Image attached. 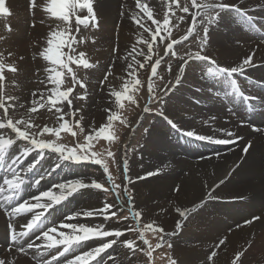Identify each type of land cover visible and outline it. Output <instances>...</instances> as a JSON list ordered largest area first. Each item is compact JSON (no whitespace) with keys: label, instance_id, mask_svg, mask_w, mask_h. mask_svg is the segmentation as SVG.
<instances>
[{"label":"bare ground","instance_id":"1","mask_svg":"<svg viewBox=\"0 0 264 264\" xmlns=\"http://www.w3.org/2000/svg\"><path fill=\"white\" fill-rule=\"evenodd\" d=\"M38 2L46 4L47 0H38ZM236 2L241 8L247 7L252 15L258 17L260 30L249 27L233 15H226L218 25L209 28L207 52L221 66H235L255 52L253 63L256 67H248L244 75L236 76L235 79L246 95L264 100V43L261 42L264 39V10L257 7L258 4H264V0H243L242 3L236 0ZM148 3L161 16L163 15L162 0H148ZM5 7L11 14L0 15V37L3 38L0 39V53L3 54L0 59L6 64L14 63L18 69L16 73L5 71L7 77L5 95L19 97L18 103L30 106L31 101L38 99L41 92L46 96L52 95L49 90L54 86L47 82L49 73L45 69L55 67L60 70L59 66L52 65L50 61H45L38 55L33 59V56L49 46L47 41L51 38V32L57 22L42 8L30 10L29 0H5ZM94 8L99 26L90 27L88 30L81 28L83 35L95 40L94 43L89 40L82 46L86 49L90 62L96 64V67L89 71L90 80L87 88L88 93H96V95L91 97V102L87 106L81 104L84 107L80 106L83 110L78 113V116L84 117L82 123L88 126V131L92 128L99 129L105 122L107 114L104 109L116 108L115 98L110 92L117 90V87L125 82V68L131 57L125 60L126 56L123 55L131 51L142 31L130 18L132 11H139L135 7V0H94ZM84 14L86 13H81ZM30 22L35 23L34 28L29 26ZM148 24H151V21H148ZM143 35L148 38V33ZM172 37L179 39V34L173 32ZM157 42L159 43V37ZM114 48L116 52L113 51ZM66 51V48L61 47L62 57ZM137 58L143 59V57ZM155 58L154 55L153 59ZM179 63L181 62L172 63L171 74L174 78ZM197 63L191 62L185 69L179 85H175L174 79L171 97H168L163 105L164 116L156 117L149 126L144 139V148L134 154L131 162L127 164L129 172L125 180L127 182V178L131 179L128 186L133 190L135 207L142 210L145 221H155L166 231L173 225L168 218L171 209H191L187 219L179 216L182 227L177 229L174 235L176 242L172 254L179 264H204L213 250L217 251L214 264H233L239 252L244 254L238 264H264V103L261 100L253 101L254 110L248 112L239 100L233 102L230 96L225 95L226 85L218 79L206 76L202 68L196 66ZM108 65L112 67V75L104 86H101L100 81L106 74ZM105 67L107 69L102 73ZM141 75L147 80L148 69L142 70ZM43 79L45 83H40L39 80ZM32 92H36L37 96L33 97ZM144 100L145 98L141 101V107L144 105ZM2 111L0 109V113ZM9 112L12 114L11 109ZM23 112L24 109H17V114ZM44 114H33L37 118V123L41 126L46 124L58 127L56 118L50 119L53 118L52 114ZM165 116L185 131L194 130L197 134L230 139L220 131L227 129L237 136H243V139L228 147L196 140L171 128ZM213 116L216 117L214 121L205 123ZM145 118L146 112L141 111L133 119L132 122H139L135 123L134 129L129 128L125 133L124 145L132 140L135 129L142 122L144 124ZM241 122H248L249 125L241 126ZM253 125H258L262 131H254ZM247 143H251L252 147L244 152L243 148ZM35 156V152L31 153L24 164L27 165ZM56 162L55 153L45 152L43 159L28 176L35 179L47 170L55 168ZM60 164L61 167L55 168L51 175H45L39 186L33 187L31 181H28L25 184L27 189L21 193V197L30 198L31 196L26 193L31 194L34 191L50 188L58 192L59 189L54 188L57 183L85 175L83 163L60 161ZM149 172L158 174L149 176ZM98 176L104 178L106 175L102 172V174L98 173ZM98 176L93 179H97ZM91 178L87 176L85 181L90 182ZM221 180L224 181L223 184L220 183ZM177 188L179 191H176ZM210 191L214 198H209ZM105 199L98 190L82 189L68 200L61 201L45 212L43 224L45 227L60 222L102 224L106 229L121 228L127 224L113 220L105 221L97 216H79L65 221V217L73 212L102 207V201ZM5 215V212L0 210V258L14 260L15 264H36L32 259L35 249L27 250L28 255L16 252L15 249L12 252L7 251L9 246L7 224L10 221ZM256 216L261 219L254 220L251 224L246 223ZM30 217L31 214L22 215L12 221L18 232L22 230L21 225L26 222L24 219ZM59 231L71 233V229H59ZM37 234L31 233L24 237L20 242L21 245H26L36 238ZM126 237L129 238V235L126 234ZM56 238L60 237L56 236ZM120 239L123 240L125 237ZM221 239L225 240L224 244L216 247ZM36 243L39 244L41 241L36 240ZM101 243L103 241L100 239H92L79 246L73 245V249L53 264H62V262L66 264L67 260ZM61 249L48 251L44 258L50 259ZM109 253L117 257L121 264H131L135 260L134 257H129V250L123 245H114L113 248L102 253L101 257H97V260L102 258V264H113L108 258ZM91 264H96V261H91Z\"/></svg>","mask_w":264,"mask_h":264},{"label":"snow or ice","instance_id":"2","mask_svg":"<svg viewBox=\"0 0 264 264\" xmlns=\"http://www.w3.org/2000/svg\"><path fill=\"white\" fill-rule=\"evenodd\" d=\"M240 2L242 3L243 0H240ZM135 7L139 11H132L130 18L142 31L138 35L136 44L132 46L128 56L124 57L125 60L131 57V61L125 68L124 79L126 82L122 90H112L110 92V95L115 98L114 102L117 107L115 109H104L107 114L105 122L99 129L92 128L91 131H88V126L82 124L84 117L82 115L78 116V113L83 109L77 108L73 111L72 104L75 99L86 101L88 98L87 84L78 77L77 70L80 68L92 69L96 67L95 63L90 62L86 49L82 48L89 40L93 43L95 40L92 37L83 35L81 32V26L85 30H88L90 27L99 26L94 8V0H47L46 4H42L38 0H29L30 10L34 11L42 8L43 11L48 13L57 22L51 32V38L47 41L49 46L34 54L33 59L38 55L43 60L50 61L52 65L59 66L60 70H57L55 67L45 69L49 73L47 82L54 86L49 90L52 95L46 96L44 92H41L38 99H33L30 106H26L25 103H18L19 97L5 95L7 80L5 71L16 73L18 69L14 63L6 64L0 59V109L3 110L0 113V172L10 174L0 177V210L5 212L10 221L8 225V237L10 241L7 249L8 252H12L15 249L16 252L28 255V249H35V252L32 253V259L36 261V264H53L54 261H58L60 256H64L65 253L73 249V245L79 246L85 241L100 239L103 243L99 246L76 255L73 259L67 260L66 264H91V261H96V264H102V258L101 260H97V257H101L102 253L113 248L114 245H123L132 256L142 253L146 257L145 264H155L153 254L157 249L164 248L165 246L171 249L173 245L167 238L174 236L176 231H165L155 221H145L142 223L144 220L143 212L135 207L133 192L128 186L131 183V179L127 178V182L116 183L107 163L108 158H111L113 163H115V153L110 148H107L103 153L93 151L94 145L92 141L102 137L110 145L113 142H118L120 139L119 126L134 129L135 123L139 121L131 123L128 121L121 111L124 109V103L121 101L127 99L128 103L134 108H140L142 112L147 113L152 111L149 105L160 103L163 100V97L172 90L168 85H172L173 81L168 80L160 88H155V80L164 81V76L158 71L162 63L166 65L165 70L168 73L172 72L173 59H178L181 62L177 65V74L174 78L175 85L180 84L182 74L189 67L190 63L198 62L196 66L201 67L206 76L218 79L223 85H226L225 95L230 96L233 102L239 100L250 110H254L255 106L251 102L261 100L260 97L246 95L240 89L238 81L235 79L236 76L244 75L248 67H256V64L253 63L255 52L242 59L235 66H221L207 52L209 28L218 25L224 16L233 15L248 24L249 27H255L251 23L247 7L241 8L236 0H184L183 3H181V0H162V7L164 9L162 16L153 7L149 6L148 0H135ZM257 7L264 10V4H258ZM0 12L4 15L11 14L10 10L5 7V0H0ZM177 12L184 15H177ZM81 13L86 14L81 15ZM121 15H124V13H121ZM186 20H188V24L184 35L180 36L179 39L173 38L172 29L179 28L180 24ZM148 21H151V24H148ZM173 21L175 22L173 23ZM41 22L43 23V21ZM169 25L171 27H168ZM34 26L35 23L33 22ZM8 30H11L10 25L8 26ZM143 33H148V38H145ZM157 37H159V43L157 42ZM190 37L198 43V50H189L181 54L175 46H183V42L189 41ZM0 39L3 38L0 37ZM261 42L264 43V39ZM140 45L143 47H138ZM61 47L67 49L63 57L60 53ZM161 49L163 50L162 52ZM113 51L115 52L116 49L114 48ZM2 55L0 53V56ZM154 55L155 59H153ZM137 57H143V59H138ZM146 68L148 69L147 80L142 81L140 73ZM65 75L69 78L70 86L62 90V85L64 84L62 77ZM110 75H112L111 65L100 81L101 86L108 81ZM40 83H45V81L41 80ZM145 83L147 84L146 99L144 100L143 107H141L140 100L136 98L135 93H132V89H135V92L138 93ZM77 86L83 89V92H77V95L70 99L71 93L76 90ZM126 94L128 95L126 96ZM32 96L36 97L37 93L32 92ZM41 101L44 102L42 103ZM48 101L51 103H48ZM261 102L264 103V100H261ZM41 108H47L49 112L55 109L54 114L58 127H49L46 124L41 126L40 123H37V118L33 114L37 113ZM10 109L12 110V114L9 112ZM17 109H24V112L17 114ZM158 114L164 116L163 110H158ZM66 117H71V119H66ZM165 119L171 128L196 140L209 141L216 144H234L242 139V137L227 129H221L220 131L224 133L225 137H230V139H218L213 136L201 135L197 134L194 130L185 131L173 120L168 119L166 116ZM215 119L216 117L214 116L210 117L205 123H209ZM143 130L145 133L149 131L147 127ZM254 131L261 132L262 130L256 128ZM61 132L69 133L73 138L83 135L84 142L74 139L73 145L69 147L59 142ZM45 133L55 136L56 140L41 139L40 137H43ZM18 141H23V146ZM251 147V143H247L243 151L247 152ZM33 152L36 153V156L25 165L24 161ZM45 152L56 154L57 162L55 168L61 167L60 161L74 164L91 163L99 165L106 175V181L98 182L96 179H91L90 182H86L84 177H77L54 185L55 189H59L58 192L50 188L39 191L38 194L30 198H22L21 193L25 191V184L28 181H31V186L33 187L39 186L45 175H51L55 171V168H51L35 179L28 176L36 168L40 160L43 159ZM123 165L124 172L126 173V159ZM156 174L158 173H148L149 176ZM140 178L143 179L144 177ZM220 183L223 184L224 181L221 180ZM82 189H95L106 195L110 194L114 197V200L110 203L105 199L102 201V207L73 212L65 217V221L73 220L79 216H97L102 217L105 221L115 218V221L118 223L131 222L121 228L111 229H106L102 224L86 225L66 222L45 227L42 221L45 212L54 205L61 203V201L68 200L74 193L80 192ZM176 191H179V189L177 188ZM208 195L209 198H214L211 191ZM37 209L43 211H36ZM125 211L128 214L121 215ZM176 211L180 217L187 219L191 209L182 210L176 208ZM28 214H31L30 219L21 225L22 230L18 232L12 221L19 216H26ZM260 219L261 217L256 216L246 221V223L251 224L254 220ZM181 227L182 222L178 220L175 228L180 229ZM59 229H71V233L59 231ZM149 232L157 241L155 245L146 236V233ZM29 233L38 234L35 240H30L26 245L22 246L21 240L28 236ZM127 233H135L136 236L133 239H129L126 237ZM53 234H56L60 238L57 239ZM121 237H125V239L121 240ZM36 240H40L41 243H36ZM224 242L225 240L221 239L216 247L224 244ZM61 245H63L62 251L52 255L51 259L44 258L49 250ZM243 254V252L237 253L233 264H238ZM164 255V253H161L160 258L163 259ZM216 256L217 251H211L207 257V261L214 264ZM108 258L112 260L113 264H121L119 259L112 256L111 253H109ZM0 264H15V261L0 258ZM168 264H178V262L176 259L169 257Z\"/></svg>","mask_w":264,"mask_h":264},{"label":"rangeland","instance_id":"3","mask_svg":"<svg viewBox=\"0 0 264 264\" xmlns=\"http://www.w3.org/2000/svg\"><path fill=\"white\" fill-rule=\"evenodd\" d=\"M183 2H184V0H181V3H183ZM177 15H184V14L180 13V12H177ZM174 22L175 21H173V23ZM32 23L33 22H30L29 26L31 28H34ZM187 24H188V20H186L185 22L181 23L179 28H173L172 29V34H173V32H175L176 34H179V37L184 35V32L186 31V28H187ZM168 27H171V25H169ZM190 41L192 42V39L189 40V41H184L183 42V46L182 45H180V46L177 45L176 46V48L179 50V52L181 54H183L184 52H187L189 50L192 51V49L194 51H196L198 49V43L196 41H193L190 44L191 48L187 47L188 44L190 43ZM123 56H128V53L123 55ZM166 59H167V57H166ZM177 61H179V60L178 59H173L172 63H175ZM163 64L164 63L161 64V67H160V69L158 71L160 72L161 75L164 76V81L155 80V85L154 86H155V88H160L166 81L172 80L173 84L172 85H168V87L173 89L174 88V76H173V74L168 73L165 70L166 65L165 64L163 65ZM108 66H110V65H108ZM106 69H107V67H105L102 70V73H104L106 71ZM77 75L82 81H84L87 84V88H88V85H89L88 81L90 80V79H88L89 71L86 70V69L80 68V69L77 70ZM62 79H63V77H62ZM140 79L142 81H146V80L143 79V75L140 76ZM125 82L121 83L120 86L117 87V90H122L123 85H124ZM69 86H70L69 78H68L67 75H65L64 84L62 85V90H63V88H67ZM103 86H104V84H103ZM77 88H78V90H75L74 92H72L73 94L71 93V97L70 98L75 97L77 95V92H83V89H80L79 86H77ZM146 88H147V84L145 83L144 87L138 93L135 92V89H132V93H135L136 98L140 100V103H141L143 98L146 99V95H145ZM171 91H169L167 93V95H165L163 97V100H161L160 103H153L152 105H149V107L152 108V111L146 113V118L144 119L145 120L144 124L142 122L135 129V131L133 133L132 140L128 144L124 145L125 142L123 143V140H124V137H125L124 135H125V133H127L129 128L128 127H123V126H119L120 139H119L118 142H113L112 144L109 145L102 137L99 138L98 140L92 141V144L94 145V147L92 149L93 151H97V152L103 153V152H105V150L107 148H110L111 151H113L115 153V163H113L111 158L107 159V163H108V166H109V170H110L113 178L115 179L116 183H122L124 181L126 182L125 178L127 176V173L129 172V166H127V172L125 173L124 172L123 161L126 159L127 160V164H129L131 162V158L133 157V155L138 153L142 148H144V146H145L144 145V143H145L144 139L146 138V135H147L148 132L145 133L143 129L145 127L149 128V126L152 125L151 123H153L154 119L156 117H158V116H161V115L158 114V110H163L164 111V106L163 105L165 104V100H167L168 97H171ZM132 93H130V94H132ZM94 94L96 95V93H88V98H87L86 101L79 100V99L73 100L72 110L80 108V106H82L83 104L87 106L88 103L91 102V97H95ZM128 94H126V96ZM121 102L124 103V109L121 110V111H122L123 115L126 116L128 121L131 123L133 121V119L136 118V116H138V114L141 112V109L140 108H134L130 103H128L127 99H125V100H123ZM96 103H97V99H96ZM82 107H84V106H82ZM116 107H117V105H116ZM37 113H42V114L45 113L44 115L52 114L53 118H50V119H55L56 118V116L54 114L55 113V109H53L51 112H49L47 110V108H41V109L38 110ZM53 126L50 125L49 127H53ZM40 138L41 139H45V140H56L55 136H53L51 134H48V133H45L44 136L40 137ZM74 139H78L80 142H84V136L83 135H78V137L73 138L69 133H66V132H61V137H60L59 142L63 143V144H66L69 147H71L73 145ZM19 144L21 145V141H19ZM23 144H24V142H23ZM21 146H23V145H21ZM83 165L85 166V170H84L85 175L83 176L84 178H86L87 176H91L92 177L91 179H93L95 176H98V173L102 174V172H103V169L99 165H95V164H91V163H83ZM96 180L98 182H105L106 181V176L104 178L103 177L100 178L98 176ZM132 192H133V190H132ZM101 194L108 200H112V201L114 200V197L112 195H110V194L106 195L103 192H101ZM133 196H134V193H133ZM126 214H128L127 211H125L124 213H121V215H126ZM168 218L173 222V225L167 231H174V230L177 231V229L175 228V225H176V221H178L180 218H179V213L176 211V209H171L170 210ZM111 220L115 221V218L111 219ZM129 222H131V221L122 222V223H129ZM143 222H145V219L142 221V223ZM127 234L129 235V239H133L136 236L135 233H127ZM146 236H147L148 239L151 240L152 244L155 245V243L157 241H156L155 238H153L152 234L149 232V233H146ZM167 239L169 240L170 243H172V245H174V243L176 242V238L174 236L168 237ZM138 243H139V241H138ZM173 250H174L173 247L171 249H168L166 246L164 248L157 249L156 252L153 254L154 257H155V264H168V258L169 257L174 258V259L177 260V258L172 254ZM161 253L165 254L163 259L160 258V254ZM129 257H134L135 258V260L131 264H145L146 257L142 253H137L135 256H132V255L129 254ZM177 262H178V260H177ZM204 264H211V262L205 261Z\"/></svg>","mask_w":264,"mask_h":264}]
</instances>
